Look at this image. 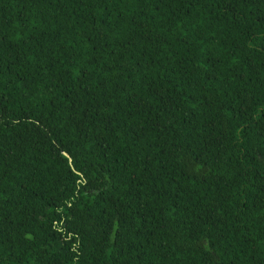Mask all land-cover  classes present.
I'll list each match as a JSON object with an SVG mask.
<instances>
[{
  "label": "trees",
  "instance_id": "16d2710c",
  "mask_svg": "<svg viewBox=\"0 0 264 264\" xmlns=\"http://www.w3.org/2000/svg\"><path fill=\"white\" fill-rule=\"evenodd\" d=\"M0 264H264V0H0Z\"/></svg>",
  "mask_w": 264,
  "mask_h": 264
}]
</instances>
